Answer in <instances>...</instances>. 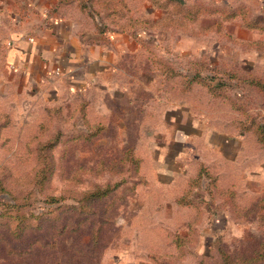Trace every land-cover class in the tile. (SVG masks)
<instances>
[{"label": "rangeland", "instance_id": "374dc122", "mask_svg": "<svg viewBox=\"0 0 264 264\" xmlns=\"http://www.w3.org/2000/svg\"><path fill=\"white\" fill-rule=\"evenodd\" d=\"M229 1L231 7L245 5L257 16L264 8V0ZM129 4L137 14L151 9L149 0ZM150 34L162 44L163 56V51L172 58L202 55L209 62L232 63L264 75V52L252 45H233L213 32L191 38L180 31ZM145 52L135 62L127 58L113 68L118 82L109 86L117 89L118 97L91 89L86 96L61 90L57 99L44 92L29 98L0 89L7 92L0 97V182L16 194L29 189L31 201L23 208L30 227L20 237L6 223L11 208L0 202V264H217L223 254L239 264L264 248V221L242 209L264 191V150L259 151L251 133L241 130L245 118L227 100H214L199 87L192 90L200 96L188 92L183 98L179 81H164ZM123 88L127 92L121 96ZM246 100L249 111L264 116L258 96ZM192 103L199 105L188 108ZM97 124L104 126L97 135L89 140L80 135L86 126ZM57 133L59 142L45 154L55 163L51 186L40 194L27 185L28 176L41 143ZM134 157H141L140 162ZM200 162L221 185L235 189L236 203L220 192L208 201V180L204 174L197 178ZM116 182L84 214L72 197L61 199L59 211L44 202L47 192L80 196L97 184L105 188ZM190 191L203 204L176 202L185 192L191 196ZM0 196L11 199L1 191ZM35 221H41L39 228Z\"/></svg>", "mask_w": 264, "mask_h": 264}, {"label": "trees", "instance_id": "16d2710c", "mask_svg": "<svg viewBox=\"0 0 264 264\" xmlns=\"http://www.w3.org/2000/svg\"><path fill=\"white\" fill-rule=\"evenodd\" d=\"M150 1L154 7L162 12V15L154 20L144 18L141 14H137L138 12L135 13L131 10L130 0H59V3L72 7L90 17L100 31L108 29L116 32L131 33L141 44L143 53L146 54L145 50L148 52L149 57L146 55L145 59L150 63L151 67L155 69L157 74L162 76L164 81L174 80L176 83V80H178L177 84L181 85L179 90L187 92L191 91L194 87H199L212 99L227 100L231 110L241 113V117L245 118L240 121L241 130L251 133L254 142L261 148H264V116H260L254 111H249L251 110V104L249 101L246 102V98L250 99L251 97L258 96L261 107L264 110V75L254 73L252 68H245L236 64L223 62L211 64L203 57L176 56L172 58L166 55L167 51H163L165 53V56H163L160 53L163 50L162 44L160 42L157 43L150 34V32L168 33L169 31H180L188 36L199 37L207 32H213L228 38L229 34L224 31L226 22L240 18L243 26L246 28L264 31V20L254 16L250 11L251 9L245 5L231 7L227 4L218 5L203 0ZM204 19H208V21L203 22ZM245 44L247 46L253 45L258 49H264V42L262 41L247 42ZM103 128L104 126L101 124H97L94 128L86 126L85 129L80 130L82 132L80 135L84 139L89 140V138L101 132ZM60 135L57 133L53 138L46 139L44 143H41L36 167L33 172L30 171L29 173L27 185L32 190L37 187V192L40 194L51 186L50 183L55 168L52 156L46 157L45 154L53 151L61 138ZM73 138L75 137L73 136ZM134 158L137 162L141 160V157ZM198 165L201 169H199L197 178L200 179L202 174H204L207 178L206 180H208L207 186L204 189L206 195H208V201L211 200V196L220 192L228 197L229 203L231 201L236 203L234 201L236 193L233 191L235 189L231 186L221 185L219 177L202 162ZM216 179L221 188L218 187ZM118 183L106 184L105 188L97 184L94 188L84 191L80 196H77L73 191L62 193V195L47 192L48 194L45 193L46 198L44 202L54 204V210L57 211L58 209L61 210V199L72 197L79 205V207L77 206L79 212L84 214L92 210L90 205L93 201L102 200L107 197ZM0 191L11 196L12 200L9 199V201L0 196V202H4L6 206L11 208V212H9V219L11 221H6V223L13 225L16 237H20L30 227L28 217L23 212L25 205L31 202L29 201L30 190L26 189L23 193L16 194L14 191L7 189L3 182H0ZM191 194L190 196L185 192L176 198V202L179 205L203 204V202L195 197V191ZM242 209L245 211V214L256 212L259 219L264 221V193L258 199H255L254 204L243 205ZM246 218L245 216L241 219ZM35 222L34 227L39 228L41 221ZM63 227L64 224L61 225V228ZM179 237L181 240L185 239V237ZM249 259L244 257L242 259L243 262L239 264H255L259 260L263 261L264 264V248H260ZM217 264H238V262H232L228 254H223Z\"/></svg>", "mask_w": 264, "mask_h": 264}, {"label": "crops", "instance_id": "0c3cea01", "mask_svg": "<svg viewBox=\"0 0 264 264\" xmlns=\"http://www.w3.org/2000/svg\"><path fill=\"white\" fill-rule=\"evenodd\" d=\"M222 1V4H230L229 0ZM149 2L150 11L144 7L139 14L149 20L159 18L162 12ZM263 11L260 16H254L264 20ZM224 31L229 34L225 40L233 45L264 42V31L248 29L237 18L226 22ZM250 48L264 52L263 48ZM142 53L141 44L131 33L100 31L90 17L60 4L59 0H0V89H13L15 96L25 93L34 98L44 92L57 99L61 90L72 95L83 92L86 96L87 91L100 89L116 97L117 89L112 87L117 86L118 80L113 68L122 65L127 58L135 62ZM106 74H113L115 78L104 81ZM114 81L116 83L109 86ZM178 91L183 98L188 92L200 96L193 90ZM125 92L127 89L123 88L121 96ZM6 95L0 92L2 99ZM198 105L192 103L188 108ZM259 149L264 150L260 146ZM262 193L264 191L259 194Z\"/></svg>", "mask_w": 264, "mask_h": 264}]
</instances>
